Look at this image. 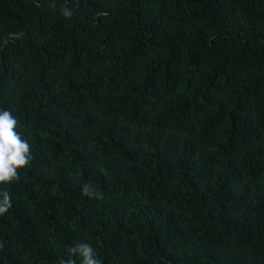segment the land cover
Segmentation results:
<instances>
[{
	"label": "trees",
	"instance_id": "16d2710c",
	"mask_svg": "<svg viewBox=\"0 0 264 264\" xmlns=\"http://www.w3.org/2000/svg\"><path fill=\"white\" fill-rule=\"evenodd\" d=\"M0 109V264H264V0H0Z\"/></svg>",
	"mask_w": 264,
	"mask_h": 264
},
{
	"label": "clouds",
	"instance_id": "9594fccd",
	"mask_svg": "<svg viewBox=\"0 0 264 264\" xmlns=\"http://www.w3.org/2000/svg\"><path fill=\"white\" fill-rule=\"evenodd\" d=\"M61 13L71 18L73 11L64 7ZM19 121L10 110L0 109V185L10 184L19 179V169L25 168L32 160L31 147L27 139L22 138L18 130ZM82 194L88 197L97 195L93 187L84 184ZM12 206L9 191L0 189V215ZM60 264H101L96 250L88 243L70 246L68 258H62Z\"/></svg>",
	"mask_w": 264,
	"mask_h": 264
}]
</instances>
